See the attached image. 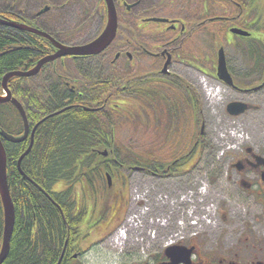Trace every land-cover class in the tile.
<instances>
[{
  "label": "flooded vegetation",
  "instance_id": "flooded-vegetation-1",
  "mask_svg": "<svg viewBox=\"0 0 264 264\" xmlns=\"http://www.w3.org/2000/svg\"><path fill=\"white\" fill-rule=\"evenodd\" d=\"M31 1L35 3L34 7H30V0H25L24 3L21 0H9L0 10V16L34 26L55 37L61 43L63 41L60 37L76 32L75 28L84 30L85 26L89 25V29L91 26L97 27V37L107 23L106 0ZM191 2L194 3L191 9L197 11L186 18L184 12H179L181 6L179 7L178 0H112L117 21V33L114 40L96 56L76 58L65 56V58L45 63L43 68L34 75L43 81L39 83L42 92L50 88V93L43 102L45 114L41 115L42 111L39 109L34 110L33 113L36 115L28 117L30 125L26 139L20 143H12L2 138L4 146L22 144L23 153L29 145L30 131L40 119L47 116L46 121L38 128L42 127L46 130L50 126H56L57 123L64 121L63 118L72 117L79 111H83L85 97L92 99V105L89 107L97 116L110 115L112 110L119 113L124 110L126 115L140 114L142 118L140 127L155 131L157 137L161 140L164 138V143L169 142L177 133L178 124L183 123H177L176 119L175 121L164 120L162 123L158 115L160 111L173 113L189 107L194 114L193 120L191 119L192 126L202 123V118L199 116L202 107L200 94L195 89L194 82H191L192 77L186 78L184 68L198 74L197 81L200 86L207 78L209 81L212 80L211 82L217 81L226 88L244 95L263 90L264 41L261 47L263 55L258 50L248 47L249 54L255 53L254 63L252 60L250 69L246 68L243 78L236 77L231 69L226 46L234 49L240 46L236 37L229 39L228 35L243 37L232 33L231 30L234 28L249 33L243 38L250 37L255 40L256 36H264V0H191ZM77 9L78 14L81 15L80 20L84 18L80 22L74 16ZM181 9L183 7L180 11ZM61 13L65 21L57 19ZM67 18L70 21H66ZM72 19L73 22H71ZM213 22L218 24L212 28L205 26L206 23ZM1 26L7 29L12 28L28 36V40L32 37L35 39L32 46L25 42L33 53L26 57L22 70H29L38 60L54 54L55 48L44 37L12 26ZM204 29L208 31L211 41L216 39L220 41V46L215 50V60L210 57L211 64L202 68L206 73L184 63L188 57L203 56H199L200 44L195 41V38ZM111 49L114 54L111 53V58H108L107 51ZM220 49H223L232 85L218 77ZM259 56H262L261 60H258ZM97 60L98 63L93 65L96 70L99 69L102 72L93 77L94 75L87 70L86 76H92L89 77L90 80L65 76L59 71L61 68L66 72L71 66L76 74V66L79 65L77 69L83 74L81 62L93 63ZM108 64L112 73L107 69ZM92 66L88 68L92 69ZM254 75L257 80L251 79ZM248 80H252V85L245 89L237 84ZM22 81V79H14L13 84ZM219 84L216 85L218 90L221 88ZM84 89L88 90L87 94L84 93ZM61 95L64 97L62 98ZM239 101L250 103L247 100ZM204 133V126H201L197 133L195 129L191 134L188 131L189 140L198 142L203 138ZM102 139L107 140V144L92 148L98 155V158L93 160V167L85 171L80 181L74 185L75 191L72 197L63 200L70 217L69 221L63 220L67 237H70L63 256L65 264H78L81 261L80 257L86 252L81 249L86 235H90L95 229H101L105 237L115 234L119 229H126V219L131 216L133 205L146 206L144 201L130 199L128 189L132 181L136 196L143 194L145 196L152 180L159 179L166 182L172 177H177L179 173L176 166L187 163V161L177 162L171 164L172 167L166 168L151 167L146 157L120 156L114 147L117 145L114 135H107ZM196 153L197 151L193 152V154ZM188 159L193 161L192 147L186 160ZM17 161L18 159L15 160L16 164ZM228 165L233 172L231 177L227 176L238 186L244 205L248 208L243 214L234 216L233 222H229L228 215L222 213L221 221L226 225L201 235L200 241L178 243L191 252L188 264H264V152L259 153L252 147H247ZM17 168L16 172H18ZM67 188H70V185L66 181L60 182L58 190L53 185L47 194L58 203L51 193H65ZM39 190L42 192L41 189ZM48 200L51 205H54L51 199L48 198ZM36 228L38 230L37 224ZM84 231L87 234L79 240L81 232ZM47 232L50 233L49 230ZM169 260L162 250L155 264L168 263ZM177 264L187 263L181 261Z\"/></svg>",
  "mask_w": 264,
  "mask_h": 264
},
{
  "label": "rangeland",
  "instance_id": "rangeland-1",
  "mask_svg": "<svg viewBox=\"0 0 264 264\" xmlns=\"http://www.w3.org/2000/svg\"><path fill=\"white\" fill-rule=\"evenodd\" d=\"M7 1L9 0H0V10L4 8ZM21 1L24 3L25 0ZM178 2L179 7H183L181 11V7L179 8V12H184L186 18L197 11L191 9L192 4H194L191 0H178ZM29 4L30 7L35 6V3H32L31 0ZM74 16L78 18L79 22L84 19L80 20L81 15L78 14V9L75 11ZM57 19L65 21L62 13ZM66 21H70V19L67 18ZM71 22H73V19ZM217 24L216 22L206 23L205 26L212 28ZM89 27L90 25L85 26L84 30L75 28L76 32L73 31L74 33L60 38L67 45L86 43V41L94 39L97 35V27L91 26L90 29ZM228 36L229 39L236 37L238 43H240V46H237L239 48L235 49L226 46V53L235 76L243 78L246 68L250 69L252 60L254 63L255 53L249 54L248 47L258 50L263 55L261 47L263 46L264 36H256L255 40L250 37ZM195 39L200 44L198 46L200 49L199 56H203L188 57L187 60H184V63L194 66L202 73H206L202 68L210 65L212 59L215 60V50L220 46V41L218 39L211 41L208 31L205 29L199 32ZM111 51L112 49L107 51L108 58H111V53L114 54ZM107 57L105 58L107 59ZM261 59L262 56H259L258 60ZM97 63L98 60L93 61V63L89 61L81 62L84 76L77 69L79 65L76 66V74L69 65L66 72L61 68L59 71L65 76L90 80L89 77L92 76H86L87 70L94 75L93 77L102 72L99 69L96 70L93 65ZM91 66L92 69L88 68ZM109 68L110 65L108 64L107 69L111 72ZM184 71L187 79L192 77L191 82H194L193 85L196 86L195 89L200 94L202 107L199 116L202 118V123L197 124L195 127L192 126L191 122L194 114L188 107V109L178 111V121H176L183 124H178L177 133L169 142L164 143V138L161 140L157 137L155 131L140 127L139 121L134 123L133 119L122 122L115 139L117 140V147L121 149L122 153L126 152V155L131 157L134 155L146 157L152 167L155 165L166 166L176 158L180 159L182 157L181 162L187 161V163L181 166L177 165L176 168L179 173L177 177H172L166 182L159 179L152 180L145 196L144 194L138 195L139 198L136 196L132 181L128 189L130 199L138 198L137 201H144L146 206L133 205L132 214L126 220V229L128 228V230H125V236L127 237L123 238V234L117 236L116 233L104 237L101 229H95L90 235H86L85 231L81 232L79 240L86 235V240L81 245V249L86 250V252L80 257L81 261L78 264H155V260L167 244L198 242L201 235L216 231L226 225L221 221L222 213L228 215L229 222H233L235 220L234 216L243 214L247 210L248 207L244 205L241 191L236 183L230 179L233 171L228 164L247 147H252L259 153L264 152V89L244 95L226 88L217 81L211 82L212 80L209 81L207 78L200 86L199 81H197L198 74L195 71H189L185 68ZM251 79L257 80L255 75ZM23 81L39 91L38 101L34 107L38 106L39 110L42 111L41 115L45 114L43 102L50 93V88L42 92L39 83L43 81L36 76L30 77V79L23 78ZM251 81H240L237 84L245 89L252 85ZM204 84L210 86L220 85L221 88L214 97L216 103L212 104L211 101H205V92L202 89ZM208 92L212 91L208 90ZM238 100L250 101L255 108H251L238 116L227 114L225 112L227 104ZM40 101H42V104H40ZM5 107L0 108V126L3 128V125H5L10 129L11 125L15 126L16 119L18 122V118ZM29 110L33 116L36 115L31 108ZM123 111H121V115L126 116ZM158 115L162 123H164V120H170L167 112L160 111ZM201 126H204L205 135L196 144L192 139L189 140L188 131L191 134L195 129V133H197ZM3 129L8 130L6 127ZM193 145L196 147L194 148ZM199 146H201L199 151L196 154L192 153L193 161L185 160L184 156L191 147L192 150L195 149V153ZM60 182L54 183L57 190ZM52 190L54 191V189ZM66 190L74 194L75 188L71 185V188ZM59 199L64 200V198ZM116 236L119 239H116Z\"/></svg>",
  "mask_w": 264,
  "mask_h": 264
},
{
  "label": "trees",
  "instance_id": "trees-1",
  "mask_svg": "<svg viewBox=\"0 0 264 264\" xmlns=\"http://www.w3.org/2000/svg\"><path fill=\"white\" fill-rule=\"evenodd\" d=\"M27 38L29 37L12 28L7 29L0 24V86L4 74L12 72V70H22L21 67L26 62V57L32 55L33 52L25 42L27 41L29 46H32L35 39L32 37L30 42ZM13 83L11 81L9 85L12 94L23 103L28 114L27 117H32L29 109L31 108L33 111L39 109L38 106L34 107L38 101L39 91L33 86L31 88L24 81L17 84ZM84 93L87 94L88 90L84 89ZM92 102V99L85 97L83 104L85 107H89ZM3 107L13 112L19 122L16 119L15 126L11 125L9 129L3 125V128L6 127L8 130H5L10 133H21L22 122H20L17 111L9 105L0 106V108ZM167 115L168 119L173 120L177 116V112L170 113V115L167 113ZM127 119H133L134 123L142 121L140 114L122 116L121 113L112 110L110 115L99 117L93 111L86 112L83 110L72 117L63 118V122L57 123L56 126H50L46 130L39 127L36 130L33 149L21 162L23 172L36 186L24 180L19 172H16L15 160L23 151L22 144L14 146L7 144L5 146L8 186L14 207H16V220L10 239V252L3 264L57 263L65 239L70 238L67 237L63 225V220L69 221L70 217L63 201L59 198L69 199L72 197V192L51 193L62 209L61 215L58 207L51 205L47 195L39 189L49 194L51 187L55 185L54 183L60 181H66L70 188L71 185L73 187L80 181L85 171L91 170L93 160L98 158L96 151L92 148L107 144L108 141L102 139L107 135H114L115 139L122 122ZM114 147L120 156L123 157L124 154H127L124 151L122 153L117 145ZM3 219V208L0 200V244ZM48 230L50 231L49 234ZM61 264H65L64 260Z\"/></svg>",
  "mask_w": 264,
  "mask_h": 264
},
{
  "label": "water",
  "instance_id": "water-1",
  "mask_svg": "<svg viewBox=\"0 0 264 264\" xmlns=\"http://www.w3.org/2000/svg\"><path fill=\"white\" fill-rule=\"evenodd\" d=\"M107 4V18H106V26L101 34H99L94 40L87 42L86 44L80 45H66L62 44L58 41L55 37L47 34L45 31H41L34 26H29L24 23H18L13 20H7L0 16V24L5 26H12L19 30H25L29 33H33L40 37H44L53 48H55L54 54L47 55L43 59L38 60L31 69L29 70H12V72H8L3 75L2 82H1V90H3V94H0V104L3 103H10L15 107L16 111H18L21 122H23V133L21 135H13L7 133L5 130L0 129V200L1 206L3 208V233L1 237V244H0V264H3L5 259L7 258L10 252V243H11V236L13 234V227L15 224V213L16 207H14L13 199L10 195V187L8 186V176H7V154L5 150V146L2 143V139H6L12 143H20L23 142L29 134V121L27 120L26 111H24L23 106L14 96H12L11 90L8 88V83L13 80L12 78H23V77H33L37 74L44 66L45 63L53 62L58 58H65V56H71L73 58L76 57H86V56H96L98 53L104 51L114 40L116 36V28H117V21H116V12L114 10L112 0H106ZM232 33H236L243 37L248 36V32H242L239 29L234 28L231 30ZM218 77H221L223 80L227 81L229 84L232 85V80L230 78L228 69L226 68V59L224 56L223 49L219 50L218 53ZM254 90H258V88H254ZM249 108H255L251 104H247L242 101H231L226 106V112L229 113L231 116H238ZM89 110V109H86ZM64 111V110H63ZM51 116V115H50ZM47 116L32 128L30 131L29 137V145L26 150L22 153V155L18 158V171L20 175L23 176L25 180H30L27 175L24 174L21 162L22 160L27 157L29 151L31 150L34 142V135L36 128L46 121L45 119ZM66 245V243H65ZM65 245L63 247V251L58 258V262L56 264H61L63 260V255L65 251ZM164 254L170 259L168 263H160V264H177L181 261L188 264L190 259L191 252L186 250V248L182 245H172L167 247L164 250Z\"/></svg>",
  "mask_w": 264,
  "mask_h": 264
},
{
  "label": "bare ground",
  "instance_id": "bare-ground-1",
  "mask_svg": "<svg viewBox=\"0 0 264 264\" xmlns=\"http://www.w3.org/2000/svg\"><path fill=\"white\" fill-rule=\"evenodd\" d=\"M232 132V131H231ZM232 135V134H231ZM234 135V134H233ZM28 147V146H27ZM3 228V227H2ZM2 233H3V231H2ZM1 237H2V235H1Z\"/></svg>",
  "mask_w": 264,
  "mask_h": 264
}]
</instances>
